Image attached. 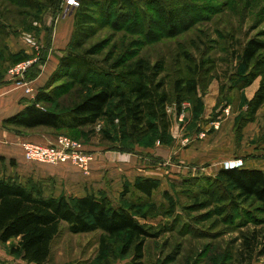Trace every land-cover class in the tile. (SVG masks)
Returning a JSON list of instances; mask_svg holds the SVG:
<instances>
[{"label":"rangeland","instance_id":"rangeland-1","mask_svg":"<svg viewBox=\"0 0 264 264\" xmlns=\"http://www.w3.org/2000/svg\"><path fill=\"white\" fill-rule=\"evenodd\" d=\"M18 2L0 0V88L9 84V69L22 56L27 57L24 52L15 53L24 38L41 44L44 63L50 53L59 62L72 39L71 35L64 50L54 54L55 29L64 19L58 18L61 1L56 10L48 9L43 0ZM170 10L177 26L175 35L170 34ZM96 17L94 34L80 52L96 49L90 59L106 70L121 57L134 53L151 64L164 61L161 78L170 94L176 80L197 73V93L184 95L181 114L176 113L174 105L169 107L173 126L167 137L153 131L142 137L123 138L117 122L108 125L105 121L76 137L63 134L77 138L88 151L115 152L109 156L135 160L139 171H144L139 174L151 175L161 184L152 202L164 205V210L148 214V220L140 218L157 234L147 240L142 264H264V213L250 201H232L235 193L214 183L226 162L241 160L245 164V160L256 162L264 157V104L256 113L251 105L262 77L246 85L253 78L251 69H245L239 61L240 51L250 39L264 40V0H111ZM49 81L50 76L43 86ZM66 83L68 79H63L53 87ZM75 94L60 95L55 101L68 106ZM56 102L43 106L54 110ZM215 122L219 123L217 130ZM40 180L30 179L24 184ZM135 180L128 177L118 182V189L102 194L118 206L125 202L122 193L126 184ZM47 184L51 191L55 182L48 179ZM128 198L138 201L134 195ZM171 202L176 206L174 215L162 214ZM253 234V249L246 250L244 239ZM102 235L72 234L62 223L48 264H131L132 253H122L124 237L108 239L104 251ZM17 244L15 239L0 243V264H27L13 253Z\"/></svg>","mask_w":264,"mask_h":264},{"label":"trees","instance_id":"trees-1","mask_svg":"<svg viewBox=\"0 0 264 264\" xmlns=\"http://www.w3.org/2000/svg\"><path fill=\"white\" fill-rule=\"evenodd\" d=\"M60 1L43 0V3L48 9L56 10ZM110 2L82 0L74 15L69 48L59 57L50 81L37 91L31 103L4 120L5 127H12L19 133L46 128L54 131L57 137L66 136L64 133L76 137L82 130L96 128L101 121H105L108 125L117 122L123 138L142 137L153 131L160 132L162 137L170 135L173 121L169 107L174 105L176 113L181 114L184 95L197 93V73L193 72L192 78L176 80L174 92L170 94L161 78L165 71L164 61L151 64L134 53L121 57L106 70L90 59V55L97 53L96 49L80 52L94 34L98 21L96 13ZM169 21L170 34L175 35L177 26L172 10L169 11ZM239 55L240 64L247 70L251 69L249 74L253 77L246 81V85H250L256 77H262V85L251 103L256 113L264 104V40L250 39ZM26 56H22L24 58L21 57L18 63L30 58ZM41 63H44V58ZM259 68L263 71L251 72ZM39 72L35 65L29 72L28 80L37 78ZM63 79H68V83L53 87ZM74 91L76 94L68 106H61L55 101L60 95L73 97ZM55 102L54 110L43 106L44 103ZM72 136L67 137L78 140ZM3 160L0 158V161ZM217 177L215 184H222L235 193L232 201H250L259 212L264 213V171L243 165L235 169L223 168ZM47 181L43 179L23 184L18 178L7 177L0 172V243L18 240L13 253L19 254L27 264H48L52 244L61 233V224L66 223L72 234L101 232V250L104 251L108 249V239L124 237L122 253H132L131 264H142L147 240L157 237V234L151 232L149 225L141 223L140 218L148 220V214L164 210V205L152 202L160 190L159 181L138 177L133 184H126L122 193L125 202L118 206H114L105 194L57 197L55 185L51 191L47 190ZM129 195H134L138 201L128 200ZM164 196L169 194L164 193ZM175 207L171 202L169 210L162 214L174 215ZM255 241L254 234L245 237V249L252 250Z\"/></svg>","mask_w":264,"mask_h":264},{"label":"crops","instance_id":"crops-1","mask_svg":"<svg viewBox=\"0 0 264 264\" xmlns=\"http://www.w3.org/2000/svg\"><path fill=\"white\" fill-rule=\"evenodd\" d=\"M73 27L74 16L64 18L56 27L52 42L54 54H59L60 50H64L71 38ZM20 44V48L15 50V53L24 52L25 55H32V48L24 40ZM57 65L58 60L53 54L46 55L45 63L41 67L39 75L31 81L30 86L34 88V95L26 94L23 88L10 82L0 88V158H4L3 161H0L2 174L7 177H17L23 184L30 179H53L55 195L57 197L64 195L68 198L83 197L87 194L98 196L103 192L109 193L111 189L116 190L120 187L121 184L118 182L120 183V181L131 176L136 179L138 177L152 178L148 174H139V172L144 173V171H139L140 165L135 160L127 161V158H121L119 153H117L118 158L109 156V154L116 155V153H105L98 149L90 151L93 152L95 158L90 165L88 174L83 173L71 163L54 166L33 164L25 160L23 143L32 142L48 145L54 143L57 136L46 128L24 130L19 133L12 127H5L3 122L8 117L20 112L35 99L37 91L43 87ZM258 157H260L259 154ZM261 162H264V157L259 158L256 162L245 160L244 166L247 168L259 167L264 171V164H260Z\"/></svg>","mask_w":264,"mask_h":264},{"label":"built area","instance_id":"built-area-1","mask_svg":"<svg viewBox=\"0 0 264 264\" xmlns=\"http://www.w3.org/2000/svg\"><path fill=\"white\" fill-rule=\"evenodd\" d=\"M61 2L62 11L58 18H66L81 6L82 0H61ZM24 41L32 48L31 58L12 66L8 71L7 80L15 86L23 88L26 94L34 95L35 91L30 86L31 81L28 80V76L35 65L41 69L43 49L41 44L33 38H24ZM224 112L229 114V109ZM214 126V129L217 130L219 123L215 122ZM202 137H205V133ZM22 147L24 158L29 163L54 166L71 163L85 174L90 172V165L95 158L94 154L87 151L80 142L67 136H58L54 143L48 145L25 142ZM243 165L241 160L229 161L224 164V169L241 168Z\"/></svg>","mask_w":264,"mask_h":264}]
</instances>
